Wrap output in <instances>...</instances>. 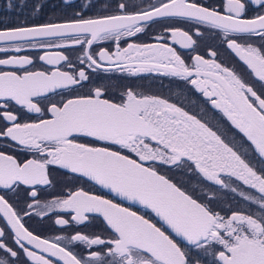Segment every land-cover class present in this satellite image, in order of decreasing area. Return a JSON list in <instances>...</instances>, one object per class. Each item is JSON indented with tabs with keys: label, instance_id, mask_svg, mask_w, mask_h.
Listing matches in <instances>:
<instances>
[{
	"label": "snow or ice",
	"instance_id": "6c2138e0",
	"mask_svg": "<svg viewBox=\"0 0 264 264\" xmlns=\"http://www.w3.org/2000/svg\"><path fill=\"white\" fill-rule=\"evenodd\" d=\"M251 2L264 9V0ZM116 12L0 30V42L12 45L0 52L43 50L37 59L51 66L49 71H31L27 67H34L30 56L0 59V66L18 68L0 71V100L39 114L35 121L21 122L7 110V104L0 105L5 109L0 118L9 125L0 131V139H10L17 148L32 153V158L18 159L0 151V190L16 193L27 187L32 200L18 209L0 195V215L6 221L0 227V250L8 257H0V264H19L20 260V253L4 242L9 239L5 228H10L13 243L32 264H55L54 258L63 264H199L192 255L194 249L211 252L219 264H264V14L247 18L245 0H221L218 5L202 0H156L141 9L118 3ZM180 24H187L191 34ZM155 25L163 29L155 42H134ZM202 28L223 34L227 48L250 70L258 87L220 63L216 51L209 50L210 59L197 54L190 64L185 61L173 44L195 51L193 36H202ZM249 36L258 37L260 47L241 42ZM102 41H111L115 50H94ZM77 46L82 53L78 64L63 51H53ZM85 68L180 78L219 110L241 139L226 136L218 125L160 96L128 89L114 102L103 98L102 87L92 94H74L83 82H89ZM55 95L63 98L54 101ZM83 138L106 146L79 142ZM53 166L150 209L162 224L79 188L42 207L53 213L74 212L70 220H55L62 226L84 224L91 214H98L111 230L110 238L77 232L53 240L34 234L24 219L32 214L30 210L41 207L37 188L52 184L49 169ZM158 166L187 168L202 183L233 192L245 186L259 195L251 191L238 195L258 206L259 213L229 210L222 215L212 207L214 195L202 201L195 190L178 186ZM229 181H238L237 188ZM65 240L86 244L87 258L62 245Z\"/></svg>",
	"mask_w": 264,
	"mask_h": 264
},
{
	"label": "flooded vegetation",
	"instance_id": "af4514ba",
	"mask_svg": "<svg viewBox=\"0 0 264 264\" xmlns=\"http://www.w3.org/2000/svg\"><path fill=\"white\" fill-rule=\"evenodd\" d=\"M156 0H0V30H6L15 27H29L44 23H53L66 21L76 18L77 16H83L84 18H95L103 15L117 14L116 6L118 3H127L133 6L134 9L145 8L148 4L155 3ZM208 5L219 4L221 0H202ZM247 4V18H252L258 14H264V9L251 2V0H245ZM9 4L12 6L9 7ZM37 6H39L37 10ZM132 10V9H130ZM183 27L191 34V29L187 24L177 25ZM163 29L159 25H155L147 34H141L136 43H153L155 37L160 35ZM202 36H193L196 40L195 51L191 49H184L178 44H173L177 52L185 59L189 64L191 63V57L197 54L205 56L206 59L211 57L208 55L209 50L216 51L218 53L217 59L220 63L225 64L228 67L234 68L239 74L245 77L250 83H253L258 87L254 77L251 76L250 70L246 65L238 58V56L227 48L224 43L223 34L218 31H205L201 29ZM133 42V41H129ZM256 47H260L261 41L256 36H249L246 41ZM122 47L125 45H121ZM12 45L0 42V48L10 49ZM99 48H108L110 51L115 50V45L111 41L99 42L98 47L94 45V50ZM53 51H63L65 55L73 63H79L77 57H82L79 46L72 49H53ZM44 54L43 50H25L20 53L9 51L7 53L0 52V59H5L8 56H30L34 60V67L27 66L28 70H51V66L46 65L44 62L39 61L37 58ZM83 67V65H80ZM16 66H0V71H17ZM64 70H68L65 66ZM89 82H83V87H78L74 94L88 95L92 94V90L97 87L104 89L105 95L103 98L118 102L124 93L128 89H132L138 93L150 96H160L165 99H169L173 103H178L180 106L186 107L188 110L197 114L206 122L210 124L218 125L226 136L235 137L237 141L241 139L234 131L226 118H223L222 113L219 110H214L210 104L206 103V98L201 93L192 89L191 85H187L183 80L177 77H171L163 73L146 72L136 75L128 72H104L98 70H88ZM65 95L67 92L65 91ZM63 97L55 95L52 97L54 101H58ZM7 104V110L13 111L21 122H32L38 119L39 114L29 113L26 109H22L20 106L15 105L14 102L8 103L4 100H0V105ZM3 107H0V112L4 111ZM50 118V117H45ZM9 125L0 118V131ZM79 142L90 144L93 146H106L103 142L95 141L91 138H83ZM119 150V149H117ZM0 151H5L8 154L16 155L18 159L32 158V153L25 149L17 148L15 143L10 139H0ZM125 154H127L125 152ZM135 158V157H134ZM255 162V161H254ZM159 170L166 174L174 183L184 188L187 191L195 190L197 198L202 201L209 196H215V200L212 201V207L220 212L222 215L229 214V210H244L250 213H259V207L253 202L246 201L238 195L239 191L248 193L251 191L252 195H259L255 191L249 190L245 186L237 188L239 182L229 181L232 188H237L236 192L230 189H224L220 186H213L211 182L202 183L201 178L195 174H189L187 168H174L168 166H158ZM50 179L52 184L50 186H39L37 188V200L40 202L41 207L31 211V215L25 217V226L33 231L34 234L40 235L42 238L55 239L56 237H69L77 232L87 235H101L104 238H110L111 230L107 227L105 221L98 214H91L89 221L84 224H77L71 222L69 225L62 226L55 224V220L58 217L64 219H71L75 215L74 212L57 210L55 213L48 212L46 208L42 206L52 201L55 198H66L67 193L75 191L79 188H83L85 191L92 192L96 195L105 196L108 199H113L116 203L122 204L124 207H130L132 210L145 215L146 218L152 219L158 226L162 224L159 218L151 212L150 209H145L142 205L134 204L130 201H125L120 197H117L109 190L95 184V182L88 180L85 177H81L78 174H73L69 170L61 169L59 167H50L49 169ZM0 195H5V198L13 203L18 209H24L27 204H31L32 200L29 198V192L27 187L20 188L16 193L8 192L7 190H0ZM47 213L44 216L38 213ZM6 221L0 215V227H4ZM165 230L169 231L165 226ZM6 233L9 235V239L4 242L8 246L12 247L18 253H20L19 264H32L31 260L23 255L17 245H15L11 239L10 228H5ZM176 239H180L176 237ZM62 245L69 247L74 254L87 258L89 248L83 242H73L68 244L67 241H62ZM27 246V245H26ZM182 246H184L182 244ZM31 247V246H28ZM96 250V249H93ZM192 255L199 261V264H219V261L214 258L211 252L205 253L202 250L194 249ZM0 257L8 259L5 252L0 250ZM55 264H63L59 258H54ZM11 264V261H10Z\"/></svg>",
	"mask_w": 264,
	"mask_h": 264
},
{
	"label": "water",
	"instance_id": "95a60500",
	"mask_svg": "<svg viewBox=\"0 0 264 264\" xmlns=\"http://www.w3.org/2000/svg\"><path fill=\"white\" fill-rule=\"evenodd\" d=\"M66 1H68V0H66ZM65 22V21H64ZM57 23H62V22H57ZM106 189V188H105ZM108 190V189H107ZM63 262V261H62Z\"/></svg>",
	"mask_w": 264,
	"mask_h": 264
}]
</instances>
